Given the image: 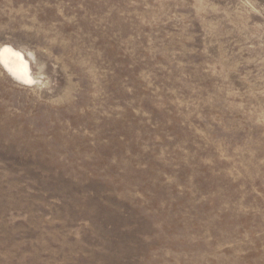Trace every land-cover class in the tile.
<instances>
[{"label":"rangeland","instance_id":"obj_1","mask_svg":"<svg viewBox=\"0 0 264 264\" xmlns=\"http://www.w3.org/2000/svg\"><path fill=\"white\" fill-rule=\"evenodd\" d=\"M0 264H264V0H0Z\"/></svg>","mask_w":264,"mask_h":264},{"label":"bare ground","instance_id":"obj_2","mask_svg":"<svg viewBox=\"0 0 264 264\" xmlns=\"http://www.w3.org/2000/svg\"><path fill=\"white\" fill-rule=\"evenodd\" d=\"M0 67L16 83L30 87L35 83L29 59L9 45L0 47Z\"/></svg>","mask_w":264,"mask_h":264}]
</instances>
